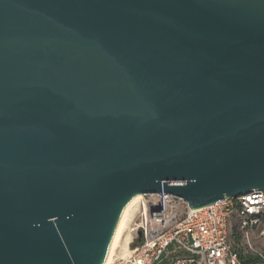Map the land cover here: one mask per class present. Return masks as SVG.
I'll return each mask as SVG.
<instances>
[{
  "label": "water",
  "instance_id": "95a60500",
  "mask_svg": "<svg viewBox=\"0 0 264 264\" xmlns=\"http://www.w3.org/2000/svg\"><path fill=\"white\" fill-rule=\"evenodd\" d=\"M264 192V0H0V264H103L124 207Z\"/></svg>",
  "mask_w": 264,
  "mask_h": 264
},
{
  "label": "built area",
  "instance_id": "2783aa9c",
  "mask_svg": "<svg viewBox=\"0 0 264 264\" xmlns=\"http://www.w3.org/2000/svg\"><path fill=\"white\" fill-rule=\"evenodd\" d=\"M135 211L129 254L111 264H243L234 236L264 264V246L256 251L251 240L256 235L264 243V192L196 210L170 194L141 195Z\"/></svg>",
  "mask_w": 264,
  "mask_h": 264
},
{
  "label": "bare ground",
  "instance_id": "6f19581e",
  "mask_svg": "<svg viewBox=\"0 0 264 264\" xmlns=\"http://www.w3.org/2000/svg\"><path fill=\"white\" fill-rule=\"evenodd\" d=\"M141 199V195L134 196L130 202L124 207L122 214L118 220L117 226L115 228V232L113 234V238L111 244L109 246L108 253L103 264H111L116 254V251L122 246L124 252L129 254V244H130V233L126 231L129 226V222L131 221V213L133 212V208ZM125 234V235H124ZM125 236V239L123 237Z\"/></svg>",
  "mask_w": 264,
  "mask_h": 264
},
{
  "label": "rangeland",
  "instance_id": "374dc122",
  "mask_svg": "<svg viewBox=\"0 0 264 264\" xmlns=\"http://www.w3.org/2000/svg\"><path fill=\"white\" fill-rule=\"evenodd\" d=\"M131 221L129 222V226H128V229H126V231L129 232L130 228L133 227V223H134V218L136 216V211H135V207L133 208V212L131 213ZM133 221V222H132ZM130 233V232H129ZM257 233H259V229L257 230ZM125 235V234H124ZM123 239H125V236L123 237ZM243 238L241 236H234L233 237V240H232V243L238 247V249H241L242 250V253L244 255L248 254L247 253V250H245L244 246L242 245L243 244ZM252 240V246L253 248L256 250V251H260L262 250L263 246H264V243L259 241L257 239V236L256 235H253V237L251 238ZM128 254H126L122 248V246L116 251V254L114 256V259L115 258H122V257H126ZM113 259V260H114Z\"/></svg>",
  "mask_w": 264,
  "mask_h": 264
},
{
  "label": "trees",
  "instance_id": "16d2710c",
  "mask_svg": "<svg viewBox=\"0 0 264 264\" xmlns=\"http://www.w3.org/2000/svg\"><path fill=\"white\" fill-rule=\"evenodd\" d=\"M234 247L239 252L243 264H258V263H260V259L258 257L252 256L250 254L244 255L242 253L241 249H238V247L235 245H234Z\"/></svg>",
  "mask_w": 264,
  "mask_h": 264
}]
</instances>
